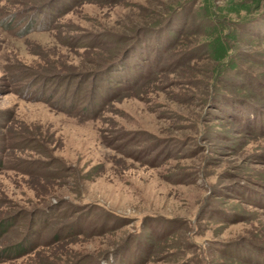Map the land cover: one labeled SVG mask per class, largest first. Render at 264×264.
<instances>
[{
    "label": "rangeland",
    "instance_id": "1",
    "mask_svg": "<svg viewBox=\"0 0 264 264\" xmlns=\"http://www.w3.org/2000/svg\"><path fill=\"white\" fill-rule=\"evenodd\" d=\"M0 264H264V0H0Z\"/></svg>",
    "mask_w": 264,
    "mask_h": 264
},
{
    "label": "trees",
    "instance_id": "2",
    "mask_svg": "<svg viewBox=\"0 0 264 264\" xmlns=\"http://www.w3.org/2000/svg\"><path fill=\"white\" fill-rule=\"evenodd\" d=\"M116 64V62H114V63H112V65H115ZM249 121V120H248Z\"/></svg>",
    "mask_w": 264,
    "mask_h": 264
}]
</instances>
